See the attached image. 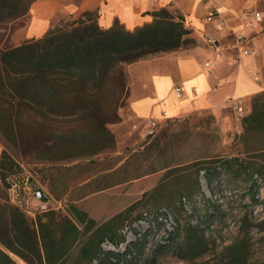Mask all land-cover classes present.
Returning a JSON list of instances; mask_svg holds the SVG:
<instances>
[{
  "label": "rangeland",
  "instance_id": "obj_1",
  "mask_svg": "<svg viewBox=\"0 0 264 264\" xmlns=\"http://www.w3.org/2000/svg\"><path fill=\"white\" fill-rule=\"evenodd\" d=\"M29 1L22 15L0 9V48L27 41ZM121 70L124 82L117 75L100 89L88 114L50 117L0 99V143L33 170L46 197L47 208L28 195L20 208L30 219L48 210L67 213L72 204L99 222L116 217L125 242L103 247L130 248L133 264H229L227 247L239 239L249 244L245 264H264V179L229 160L246 157L239 134L208 112L148 124L135 119L128 65ZM5 199L10 194L0 179ZM187 224L203 229L209 246L183 259L178 246Z\"/></svg>",
  "mask_w": 264,
  "mask_h": 264
},
{
  "label": "trees",
  "instance_id": "obj_2",
  "mask_svg": "<svg viewBox=\"0 0 264 264\" xmlns=\"http://www.w3.org/2000/svg\"><path fill=\"white\" fill-rule=\"evenodd\" d=\"M29 2L0 0V9L22 15ZM153 15V21L131 30L118 21L102 28L96 15L85 12L75 21L56 24L40 38L0 48V99L38 108L50 117L95 112L97 92L117 75L124 82L123 64L194 41L182 15L168 8ZM242 125L238 139L246 157L236 155L229 160L240 162L252 176L264 179V91L253 96L252 111L243 117ZM21 169L3 150L0 179L6 188L5 178ZM185 229L186 240L178 246L180 257L205 253L209 245L203 229L190 224ZM105 241L116 246L125 242L116 217L99 222L72 204L67 213L48 210L30 219L8 200L0 202V264H20L13 256L27 264L134 263L130 248L107 250ZM227 250L229 264L247 263L250 250L246 239L236 240Z\"/></svg>",
  "mask_w": 264,
  "mask_h": 264
},
{
  "label": "crops",
  "instance_id": "obj_3",
  "mask_svg": "<svg viewBox=\"0 0 264 264\" xmlns=\"http://www.w3.org/2000/svg\"><path fill=\"white\" fill-rule=\"evenodd\" d=\"M161 8L182 15L194 41L127 64L133 116L148 124L208 112L225 130L240 134L243 117L252 111L253 96L264 91V18L254 17L255 11L264 17V0H34L27 40L40 38L56 24L75 21L85 12L96 15L102 28L118 21L133 30L153 21V13ZM211 11L219 14L213 22L205 19ZM219 21L225 24L221 32L215 29ZM233 33L244 36L238 48L230 47ZM211 34L223 36L219 56L206 40ZM242 47L253 52L244 54ZM176 86L183 89L180 96ZM236 105L244 107L242 115ZM3 150L0 143V160Z\"/></svg>",
  "mask_w": 264,
  "mask_h": 264
},
{
  "label": "built area",
  "instance_id": "obj_4",
  "mask_svg": "<svg viewBox=\"0 0 264 264\" xmlns=\"http://www.w3.org/2000/svg\"><path fill=\"white\" fill-rule=\"evenodd\" d=\"M218 16L219 14L217 12L211 11L207 14L205 19L209 22H213L218 18ZM254 17L257 21H262L264 18L263 14L260 11H255ZM224 27H225L224 22L219 21L215 29L217 32H221L222 30H224ZM233 34H234V41L230 44V47L238 48L240 47V44H242L244 40V36L239 33L238 34L233 33ZM222 37L223 36H219L217 34H211L206 38L208 44L214 50L216 56H219L221 54L220 49H221ZM241 52H243L244 54H248L253 51H251L246 47H242ZM205 65L209 66L210 61H206ZM175 91L177 95L180 96L183 92V89L181 86H176ZM236 109L238 113L241 115L245 112V109L242 105H236ZM5 181L7 183V189L10 194V202L13 203L14 205L21 207L24 204H26L28 199L25 196L28 195V196H33L36 199L40 200L42 203V207L47 208V203L45 201L46 198L45 194L42 188H40L38 184L35 182L33 170L24 169L22 167L20 171L9 174L5 178Z\"/></svg>",
  "mask_w": 264,
  "mask_h": 264
}]
</instances>
